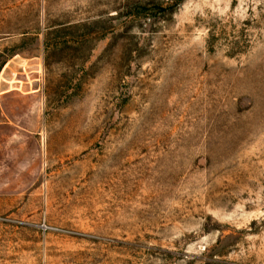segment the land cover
<instances>
[{
    "label": "rangeland",
    "instance_id": "obj_1",
    "mask_svg": "<svg viewBox=\"0 0 264 264\" xmlns=\"http://www.w3.org/2000/svg\"><path fill=\"white\" fill-rule=\"evenodd\" d=\"M0 264H264V0H0Z\"/></svg>",
    "mask_w": 264,
    "mask_h": 264
}]
</instances>
